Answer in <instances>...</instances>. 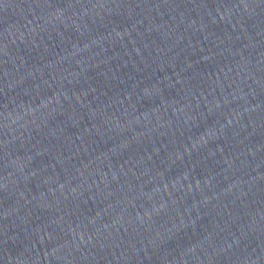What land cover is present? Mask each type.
<instances>
[{
  "label": "water",
  "instance_id": "water-1",
  "mask_svg": "<svg viewBox=\"0 0 264 264\" xmlns=\"http://www.w3.org/2000/svg\"><path fill=\"white\" fill-rule=\"evenodd\" d=\"M0 264H264V0H0Z\"/></svg>",
  "mask_w": 264,
  "mask_h": 264
}]
</instances>
